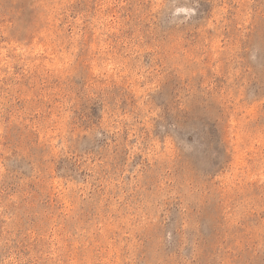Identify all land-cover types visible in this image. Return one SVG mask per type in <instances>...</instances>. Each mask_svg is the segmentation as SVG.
Returning <instances> with one entry per match:
<instances>
[{"label": "rangeland", "instance_id": "rangeland-1", "mask_svg": "<svg viewBox=\"0 0 264 264\" xmlns=\"http://www.w3.org/2000/svg\"><path fill=\"white\" fill-rule=\"evenodd\" d=\"M0 264H264V0H0Z\"/></svg>", "mask_w": 264, "mask_h": 264}]
</instances>
